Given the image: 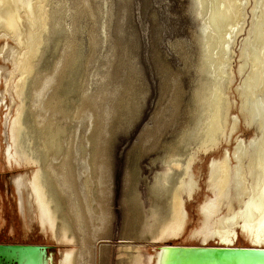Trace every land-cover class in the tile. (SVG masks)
<instances>
[{
  "label": "bare ground",
  "instance_id": "obj_1",
  "mask_svg": "<svg viewBox=\"0 0 264 264\" xmlns=\"http://www.w3.org/2000/svg\"><path fill=\"white\" fill-rule=\"evenodd\" d=\"M191 1L200 58L189 118L152 160L159 165L147 183L148 204L139 188L142 167L130 169L119 264H152L154 255L148 263L142 250L145 243L187 234L188 201L201 188L196 168L233 139L231 149L208 162L211 195L199 205L200 226L188 237L222 245L242 238L264 246V0ZM93 14L91 0H0V116L5 99L8 161L32 169L14 178L23 224L29 227L31 218L48 239L74 244L57 259L38 244L0 247L11 261L92 264L89 244L107 237L110 228L102 155L105 116L111 112L104 103L108 82L101 81L105 73H98L96 87L90 79L98 46L104 47L101 34L108 38V32L105 22L101 30L82 21ZM241 119L253 127L254 137L236 135Z\"/></svg>",
  "mask_w": 264,
  "mask_h": 264
},
{
  "label": "rangeland",
  "instance_id": "obj_2",
  "mask_svg": "<svg viewBox=\"0 0 264 264\" xmlns=\"http://www.w3.org/2000/svg\"><path fill=\"white\" fill-rule=\"evenodd\" d=\"M108 1L104 4L103 0H91L92 11L95 14L82 19L86 21L85 24L88 27H99L101 30L105 22L108 32V38H105V34H101L102 39H105L104 47L98 46L99 53L95 55L96 59L91 64L90 79L93 87H96L100 82L98 73H105L106 77L101 81L108 82L107 95L103 102L107 108L109 107L108 111L111 110V114L108 113V117L105 116L103 140L105 144L102 155L106 157L104 195L111 214V224L107 237L99 238L89 244L94 249L92 264H119L121 236L129 212L127 177H129L130 169L135 164L142 167V173L145 176L141 179L139 188L143 200L148 204L147 183L159 165L158 162L153 164L152 160L163 154L161 146L175 139L189 118L188 107L192 103L191 97L195 85L193 80L197 77L196 63L200 58L197 42L199 27L193 13L190 12L192 11L191 0ZM98 4H102L103 13L97 8ZM85 38L88 42L87 34ZM3 41L4 39L1 41V46L4 45ZM235 95L233 93V98L237 97L240 101L239 96ZM235 103H237L236 100ZM1 107L0 243L48 245L49 252L54 253L57 259L62 249L74 247V244L70 243V246H66L67 244L61 243L60 245L54 238L48 239L39 229L37 222L31 218H29L31 223L27 224L29 227H24L14 178L18 174L31 172L32 169L9 163L10 141L6 122L9 111L5 99ZM115 107L116 110H114ZM233 112L234 115L239 112L236 104ZM134 120L136 122H133ZM255 133L253 127L245 126L244 121L240 120L236 135L249 139L254 137ZM158 138L160 141L158 145H155ZM234 141L235 139L230 144L224 143L212 154L204 156L203 161L197 166L196 171L202 174L201 188L195 194V198L188 201L187 234L164 244H202L198 243L197 239H189L188 236L190 231L200 226L199 205L208 195H211L206 187L205 179L208 162L213 157H220L222 153H225L224 150L227 152L231 149ZM159 244L162 243H145L142 246L148 263L153 248ZM206 245H217V243L212 242ZM236 246H248V244L241 238L236 241Z\"/></svg>",
  "mask_w": 264,
  "mask_h": 264
},
{
  "label": "water",
  "instance_id": "obj_3",
  "mask_svg": "<svg viewBox=\"0 0 264 264\" xmlns=\"http://www.w3.org/2000/svg\"><path fill=\"white\" fill-rule=\"evenodd\" d=\"M22 243H0V247H19ZM47 254L48 245L38 244ZM31 245H25V247ZM50 253V252H49ZM152 264H264V246L236 245H173L159 244L153 248ZM0 264H21L18 259L9 260L0 251Z\"/></svg>",
  "mask_w": 264,
  "mask_h": 264
}]
</instances>
